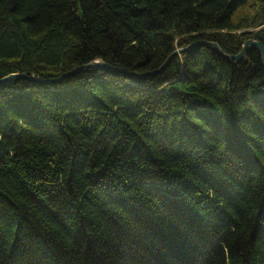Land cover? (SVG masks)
Here are the masks:
<instances>
[{
    "label": "trees",
    "instance_id": "16d2710c",
    "mask_svg": "<svg viewBox=\"0 0 264 264\" xmlns=\"http://www.w3.org/2000/svg\"><path fill=\"white\" fill-rule=\"evenodd\" d=\"M264 0H0V264H264ZM104 60L109 67L83 63Z\"/></svg>",
    "mask_w": 264,
    "mask_h": 264
},
{
    "label": "water",
    "instance_id": "95a60500",
    "mask_svg": "<svg viewBox=\"0 0 264 264\" xmlns=\"http://www.w3.org/2000/svg\"><path fill=\"white\" fill-rule=\"evenodd\" d=\"M201 45H207V46L213 48L221 56H223L224 58L228 59L229 61H234V62L241 61L244 58V56L246 55V53L248 52L249 48L254 46V47H257L258 50L260 51V54H261V57H262V61H263V65H264V44L258 39L250 38V39L246 40V42L244 43L242 49L236 54L228 53L225 50H223L222 47L220 46V44L217 41L208 40V39H202V40L193 42V43H191V44H189L187 46L176 48L174 51H172L169 54V56L160 65V67L152 70L151 72L152 73L163 72L165 70L166 66L168 65V63L170 62L171 58L176 53H179V52H182V51H188L192 47L201 46ZM88 67L106 68V67H109V65L104 60L98 58V59H94V60H92L90 62L83 63L80 66L76 67L74 70H72V71H70V72H68V73H66L64 75H68V74H71V73H73L75 71H79L81 69H85V68H88ZM16 77H27V78H31V79L40 80L38 77L30 76L27 73L15 72V73H10V74L0 78V85L1 84H7V83L11 82Z\"/></svg>",
    "mask_w": 264,
    "mask_h": 264
}]
</instances>
